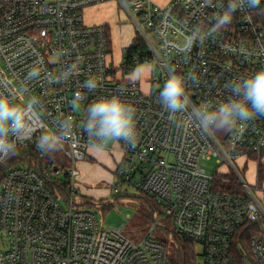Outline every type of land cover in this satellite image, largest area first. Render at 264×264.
<instances>
[{
    "label": "built area",
    "instance_id": "obj_1",
    "mask_svg": "<svg viewBox=\"0 0 264 264\" xmlns=\"http://www.w3.org/2000/svg\"><path fill=\"white\" fill-rule=\"evenodd\" d=\"M108 1L125 10L153 54V61L144 64L150 70L147 91L133 74L144 65L129 74L123 72L122 58L114 65L110 27L84 22L83 10ZM227 3L0 0V96L21 104L37 100L41 121L38 131L19 139L18 149L31 151L27 156H44L36 148L41 132L49 126L61 130L65 121L72 123L79 145L71 147V137L65 141L72 165L63 169L41 163L5 171L0 182V264H166L167 247L151 234L160 219H169L189 242L191 264H264L262 198L241 175L246 165L235 164L264 154V117L249 121L243 131H228L226 140L203 131L194 113L228 99L231 81L264 70V0L256 8L238 6L230 25L209 31ZM197 33L207 36L193 39L189 47L186 37ZM32 68L40 75L29 79ZM171 74L184 79L189 96L186 110L175 115L159 99ZM90 78L99 81L93 91L84 87ZM77 93L82 97L78 106L73 104ZM114 94L136 109L135 143L117 140L107 148L120 153L115 174L161 208L137 241L123 235V226L100 228L95 211L75 199L76 161L84 160L94 143L103 148L109 142L95 141L83 130L84 110ZM211 157L226 170L209 175L201 161ZM216 181L236 188L221 189ZM252 223L261 230L248 237Z\"/></svg>",
    "mask_w": 264,
    "mask_h": 264
},
{
    "label": "clouds",
    "instance_id": "obj_2",
    "mask_svg": "<svg viewBox=\"0 0 264 264\" xmlns=\"http://www.w3.org/2000/svg\"><path fill=\"white\" fill-rule=\"evenodd\" d=\"M261 0H228L223 11L213 18L209 31L215 32L228 26L232 22L233 14L238 6L247 4L250 8L259 6ZM207 33L189 35L186 41L191 47L195 38L205 39ZM40 72L32 68L28 78L38 77ZM137 78L142 73L138 69ZM99 86L96 78L88 79L84 87L89 91ZM231 96L219 105L203 106L194 109L199 127L203 131H231L244 126L256 117H264V70L254 74L240 77L228 85ZM82 97L76 94L74 105H79ZM159 99L165 110L173 115L186 110L189 96L186 94L185 82L181 76L171 74L164 82ZM38 101L29 100L26 103H12L7 96H0V164L6 163L18 154V141L20 138L28 139L32 133L38 131L37 125L41 123L38 112ZM85 117L82 122L83 130L95 141L106 144L108 141L124 140L135 143L136 109L131 104L125 103L120 95L102 97L89 103L85 108ZM71 137V147L78 148L72 133V123L65 121L61 130L46 127L38 138L36 148L44 153H55L65 147V141ZM94 148L100 147L99 143L93 144Z\"/></svg>",
    "mask_w": 264,
    "mask_h": 264
},
{
    "label": "rangeland",
    "instance_id": "obj_3",
    "mask_svg": "<svg viewBox=\"0 0 264 264\" xmlns=\"http://www.w3.org/2000/svg\"><path fill=\"white\" fill-rule=\"evenodd\" d=\"M159 4L165 3L166 0H154ZM108 10H104L102 6L89 7L90 9L83 10L84 22L88 23L91 19L96 20L99 15L103 17H111L108 21L111 30V41H112V61L114 65H118L121 62L123 55L124 43H128V40L132 36L139 35L140 32L135 28L129 16L122 7H119L116 2H112ZM99 8V9H97ZM150 39L153 35L149 36ZM148 65L141 68L140 72L142 75L139 77L141 87L143 91H147V78L149 76ZM158 71V66L155 65L153 72ZM135 77H137L136 73ZM218 138L227 140V132L212 130ZM112 141L108 142V145L101 149L86 150V157L84 160L76 161L75 167L78 171V175L75 178L77 187V194L75 195L76 201H85L86 199H92L95 202L101 200L103 203H109V208H103V205L97 204L91 207L98 219L100 228L108 227H122L123 235L129 237L131 240L137 241L141 238V235L136 227L131 223L130 218L135 214L139 203L143 201V196L136 194L135 189L132 185L127 184L115 174L116 167L119 162L118 153L111 151L107 148L110 147ZM62 157L64 155L63 164L64 166L72 165V157L69 147L65 144L63 149L59 150ZM91 155V156H90ZM254 159L257 156H251ZM33 163V162H31ZM36 163V162H35ZM235 164L240 167L242 164L241 158L235 161ZM253 164L248 162L247 170L243 172V178L249 183L252 179V173H254ZM201 167L209 175L214 173H221L226 170V165H221L216 161L215 157L203 159L201 161ZM255 176V174H254ZM59 178L64 180L65 175L60 174ZM63 202V199H61ZM161 227L156 226L151 232L154 235V239L162 241L166 239L170 240V236L166 237L165 233L160 229ZM150 229V227H149ZM199 248L197 247V250Z\"/></svg>",
    "mask_w": 264,
    "mask_h": 264
},
{
    "label": "trees",
    "instance_id": "obj_4",
    "mask_svg": "<svg viewBox=\"0 0 264 264\" xmlns=\"http://www.w3.org/2000/svg\"><path fill=\"white\" fill-rule=\"evenodd\" d=\"M153 61V54L151 50L149 49L147 43L143 40L142 37L139 35H135L132 38L131 43L126 46L123 50L122 55V67L123 72L125 74L133 73L138 67H141L144 64H148ZM28 153H31L29 150L25 149H18V154L8 160L4 164H0V182L2 181V177L7 171V169L13 165H27L31 167H38L41 165V163H47L53 167H58V169H63L66 166H64L63 161L64 155L62 157L60 151H56L55 153L49 152L45 153L44 156H27ZM254 159V157H251ZM259 160L258 158H256ZM33 162V163H31ZM36 162V163H35ZM244 167V171L245 172ZM241 172V175L243 174ZM233 176L230 177L231 182L234 181ZM264 178V163L258 161L257 166V180L258 183L261 184ZM216 186L220 187L221 189L232 191V189H235V185L233 184H225L216 181ZM143 201L139 203V206L137 210L135 211V214L130 218L131 223L134 225V227L137 228L141 235L143 237L149 230L150 225L154 221V212L160 213V206L155 203L149 196L142 195ZM84 204L91 208L93 206H96L97 204L103 205V208H109V203H103L101 200L98 202L93 201L92 199H86ZM160 229L165 233L166 237L169 235L170 240L167 241L166 239L162 240L168 251L167 256V263L166 264H191V258L192 253L190 251V244L186 240H183V238L178 235L175 232L174 227L172 226L169 219H160L159 222ZM261 230V226L257 223H252L248 226L246 233L249 237L250 235L254 233H259Z\"/></svg>",
    "mask_w": 264,
    "mask_h": 264
},
{
    "label": "crops",
    "instance_id": "obj_5",
    "mask_svg": "<svg viewBox=\"0 0 264 264\" xmlns=\"http://www.w3.org/2000/svg\"><path fill=\"white\" fill-rule=\"evenodd\" d=\"M112 2H114V1H108V2H104V3H101V4H96V5H91V6H89L90 8L92 7H95V6H97V5H99V6H102V8H104V10H108L109 8H111L110 6L113 4ZM89 7H87L88 9H90ZM86 8V9H87ZM97 9H99V8H97ZM112 18L111 17H109V16H107V17H103V15H99V17L96 19V20H93V19H91V21H89L88 23L89 24H95V23H103V24H106V25H108L109 26V24H108V21L109 20H111ZM110 27V26H109ZM111 29V28H110ZM134 36H132V38H133ZM132 38L130 39V40H128V43H124L123 45V47H126V46H128L130 43H131V41H132ZM145 66V65H144ZM143 66V67H144ZM130 76H134V75H130ZM91 149H95V150H97V149H101V148H94V147H91ZM115 151V150H114ZM113 151V152H114ZM115 153H118V158H120V153L118 152V151H116ZM91 156V155H90ZM259 160H260V162H262V163H264V154L263 155H261L260 157H257ZM259 160H257V159H249L248 161H245L244 162V159L243 158H241V161H242V164H241V166H244V165H246V168H247V164H248V162H250L251 164H253L254 166H253V168H252V170H254V173H252V179H251V181L248 183L250 186H252L256 191H257V194H258V196H260L261 198H262V204H263V207H264V178H263V181H262V183L261 184H259L258 183V180H257V166H258V161ZM243 163H245V164H243ZM245 168V171L247 170ZM254 174H255V176H254Z\"/></svg>",
    "mask_w": 264,
    "mask_h": 264
},
{
    "label": "water",
    "instance_id": "obj_6",
    "mask_svg": "<svg viewBox=\"0 0 264 264\" xmlns=\"http://www.w3.org/2000/svg\"><path fill=\"white\" fill-rule=\"evenodd\" d=\"M55 169H56V167H55Z\"/></svg>",
    "mask_w": 264,
    "mask_h": 264
}]
</instances>
